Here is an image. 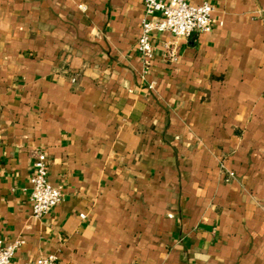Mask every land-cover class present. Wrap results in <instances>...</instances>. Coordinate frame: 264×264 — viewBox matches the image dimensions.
<instances>
[{
  "label": "crops",
  "instance_id": "obj_1",
  "mask_svg": "<svg viewBox=\"0 0 264 264\" xmlns=\"http://www.w3.org/2000/svg\"><path fill=\"white\" fill-rule=\"evenodd\" d=\"M186 1L213 30L147 65L143 0H0L10 264H264V0ZM40 151L64 199L36 219Z\"/></svg>",
  "mask_w": 264,
  "mask_h": 264
},
{
  "label": "built area",
  "instance_id": "obj_2",
  "mask_svg": "<svg viewBox=\"0 0 264 264\" xmlns=\"http://www.w3.org/2000/svg\"><path fill=\"white\" fill-rule=\"evenodd\" d=\"M143 3L145 16L137 48L147 65L151 63L155 54L151 41L155 33L170 32L177 39H188L195 33H208L213 30L214 7L208 2L191 4L186 0H143ZM164 56L170 61L176 60L170 45L165 46ZM49 169L48 156L40 151L34 162V173L31 176L32 216L36 219L45 217L64 199L61 189L50 183ZM22 243V240L11 244H3L0 241V264H10ZM56 262L55 255H48L28 264H56Z\"/></svg>",
  "mask_w": 264,
  "mask_h": 264
}]
</instances>
